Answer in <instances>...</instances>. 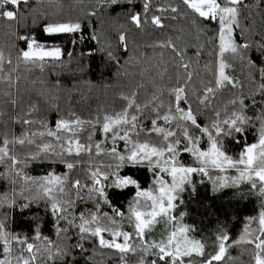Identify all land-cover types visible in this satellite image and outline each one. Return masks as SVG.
Returning <instances> with one entry per match:
<instances>
[{
  "label": "trees",
  "instance_id": "obj_1",
  "mask_svg": "<svg viewBox=\"0 0 264 264\" xmlns=\"http://www.w3.org/2000/svg\"><path fill=\"white\" fill-rule=\"evenodd\" d=\"M144 2L145 0H134V3L129 5L126 0H121L118 4L107 3L106 0H28L27 4L19 5L16 19L9 21L0 17V53H3L4 57L3 63L0 64V140L7 138L11 141L25 131L28 132L30 139L35 140L33 144L17 143L14 146L10 144V152L14 148L16 156L23 159L35 152L38 145L56 144L53 137L46 135L32 137L31 134L46 131L43 123L55 130L56 122L61 118L69 119L70 113H74L83 121H88L95 120L97 115L102 117L104 114L119 112L126 106V101L122 99L125 95L132 97L135 93L136 102L144 105L151 101L155 93L167 105L172 99L169 91L178 83L179 86L186 88L187 99L199 121L205 126L215 119L217 111L226 118L231 110H235V106L230 105L229 101L237 98H246L248 116L254 118L258 114L262 107L259 103L262 97L259 95L255 97L258 103L253 108L249 94L264 81H261L259 73L250 70L245 62L238 58L232 59L230 56L227 57V62L231 67L225 71L239 81L238 86L218 89L211 95L207 106L199 103L198 98H203L206 87H214V80L218 75L216 54L218 41L212 42V37L218 30L216 21L209 22L197 18L194 24L192 14L185 16L187 10L183 9L180 0H152L151 12L145 14ZM170 5L182 9L175 19L171 18L175 14L170 11H157V8H168ZM8 7L12 8L11 5ZM93 12L95 15H91ZM130 12L140 13L149 22L137 28L130 20ZM152 15H161L164 27L151 24ZM77 19L82 21L86 28L78 34L83 37L81 43L71 45L69 42L74 37L68 34L49 36L43 33V27L49 22ZM239 21L241 27L236 28L233 33L237 43L255 45L264 41V0H244ZM122 34L126 37L124 45L119 40ZM22 35L34 36L40 42L62 47L63 63L49 61L42 71L37 66L18 60L19 52L26 49L25 42L18 39ZM168 41L175 46V52L170 47L159 46ZM102 48H109L115 59L110 60L106 52L101 51ZM68 52H72L73 55L69 57ZM247 56L253 60L257 68L264 66V56H261L254 46L248 50ZM185 63L189 64L187 71L192 73L191 80L187 79V74L181 67ZM24 118L35 123L24 125L20 122ZM159 123L163 125V121ZM144 126L150 127V121L144 120ZM99 127L98 125L93 142H103L102 147L107 149L111 146V141L109 139L104 142ZM175 130L179 132V129ZM258 130L259 124L253 119V123L247 126L242 137L237 135L235 141L230 139L226 141L229 154L237 156L246 144L256 143ZM88 131L90 129L85 127V131L80 133L82 142L86 140ZM139 139L141 141L150 139L157 144L161 141L155 134L147 137L141 133ZM119 144L123 146V142ZM2 146L0 143V147ZM200 146L207 149L206 137ZM180 160L187 166H194L196 163L188 153H182ZM79 161L71 172L64 164L48 160L31 162L25 168L27 174L35 178L43 177L49 172H55L57 175L67 173L68 196L65 198L75 201L74 212L77 216L87 209L94 210L95 201L78 199L75 195L76 189L70 185L79 179L81 184L90 186V163L111 162L109 156L103 153L99 156L87 153L82 155ZM9 168L10 162L0 164V173H9ZM209 173V176L193 174V183L186 185L184 191L179 194V199L174 201L177 207L172 213L178 216L181 212L185 213L182 222L192 229L189 233L191 237L205 243L206 255L217 249L218 241L215 239L217 236L227 234L230 237L225 258L214 264H254V244L236 245L235 241L243 234L246 225H250L257 234L258 217L264 207V196H261L257 189H252L248 182L223 188L213 183L217 176H237L236 169H228L221 173L210 168ZM121 174L136 178L142 190L153 187L154 175L146 165L125 167ZM135 192L133 186L126 189H108L112 207L101 204V212L108 213L109 216L114 215L113 208L125 214L122 221L116 217L124 231L134 232L133 224H130L127 218L130 214L129 204L135 199ZM19 193L20 184L13 185L10 179H0V200L15 198L18 204H22L24 200ZM34 194V191L24 193L25 196ZM44 208L43 202L39 205L34 204L23 212L14 207L10 215L11 230L32 237L36 225L33 217L39 216L42 234L55 243H62L70 250L71 255L64 257L63 260H48L47 253L43 255L37 253L38 259L33 264H121L115 250L100 247L97 238L81 241L84 244L83 249L74 247L79 240L76 228H69L66 239L57 236L54 218L47 214ZM104 235L106 239H110L107 233ZM146 239L149 240L147 237ZM133 242H136L135 238ZM19 248L20 245H14L9 257L11 264H16L15 257L19 255L17 251ZM24 255L27 257L29 254L25 252ZM140 256L139 251L129 254L126 257L128 264H139ZM4 258L0 245V259ZM144 259L145 264H150L151 260L158 257L146 255ZM158 264L166 262L159 261Z\"/></svg>",
  "mask_w": 264,
  "mask_h": 264
},
{
  "label": "snow or ice",
  "instance_id": "obj_2",
  "mask_svg": "<svg viewBox=\"0 0 264 264\" xmlns=\"http://www.w3.org/2000/svg\"><path fill=\"white\" fill-rule=\"evenodd\" d=\"M27 2L28 0H0V17L7 18L9 21L16 19L19 5L27 4ZM106 2L118 4L121 0H106ZM126 2L131 5L134 0H126ZM180 3L183 9L187 10L185 16L189 13L193 15L194 24L197 18L209 22L216 21L218 24L216 35L212 37L213 43L218 41L216 53L218 75L214 80V87H206L203 98H198L201 105L207 106L211 95L218 89L238 86L239 81H236L230 74H226L225 71L231 67V64L227 62L229 56L245 62L249 69L257 71L261 81H264V67L257 68L253 60L247 56L248 50L253 46L261 56H264V41L255 45L237 43L233 34L236 28L241 27L239 17L244 0H180ZM9 5L12 6L11 9ZM151 9L152 0H145L144 13L151 12ZM181 10L171 5L168 8H157L158 12L174 13L172 19L179 16ZM91 15H95V12ZM130 20L137 28L149 22L136 12H130ZM162 20L161 15H152L150 23L162 28L164 27ZM85 30V26L79 19L66 22L53 21L43 27L45 35L68 34L73 36L74 38L69 42L71 45L83 42V37L78 34ZM92 38L96 39V37ZM18 39L26 44V49L21 50L17 56V59L23 63L37 66L42 71L49 61L63 63L64 50L59 45L40 42L34 36L22 35ZM119 40L124 45L125 35H120ZM159 46L170 47L174 52L176 51L171 41ZM101 51H105L110 60L115 59L109 48H102ZM67 55L71 57L73 53L68 52ZM180 55L182 58V53ZM3 61V53H0V64ZM181 67L185 70L187 79L191 80L192 73L187 71L189 64H182ZM249 95L253 108L258 103L255 97L257 95L262 97L259 101L262 107L254 118L246 113L248 108L245 103L246 98H237L229 101L230 105L235 106V110H231L226 118L217 111L215 119L205 126L199 121L195 110L191 107L187 99L186 88L179 86L178 83L176 87L170 89L169 96L172 99L167 105L155 93L148 104L141 105L136 102L135 93H133L132 97L126 95L122 97L126 101V106L119 112L104 114L102 117L97 115L95 120L88 121H83L74 113H70L69 119L61 118L56 122L55 130L43 123L46 131L33 132L32 137H44L45 135L53 137L56 144L38 145L35 152L23 159L16 156L14 148L10 152L9 145L35 143L34 139L29 138L27 131L11 141L7 138L0 140L3 144L0 147V164L10 162L9 173H0V179H10L13 185L20 184L19 195L24 200L22 204H18L15 198L0 200V209H7V211H0V245H2L5 257L0 259V264H11L9 257L14 250V245H20L17 250L19 255L15 257L16 264H33L38 259L37 253L41 255L47 253L48 260H63L64 257L71 255L70 250L62 243H55L42 234L39 216L33 217L36 225L32 237L27 234H17L11 230L10 215L14 207H18L23 212L41 202L45 204L44 211L54 218L53 223L57 236L66 239L69 228H76L79 240L74 247L83 249L84 244L81 241L97 238L100 247L115 250L121 264H128L126 257L138 251L141 253L139 264H145L146 255L158 257L156 260H151L150 264H158L159 261H165L166 264L167 262L170 264L221 262L225 258L230 237L227 234L217 236L215 238L218 241L217 249L206 255L205 243L189 235L192 231L189 225H173L177 217L171 215V212L177 207L174 201L179 199V194L184 191L185 186L193 183V174L209 176L210 168L221 173L228 169H236L238 172V175L233 177L217 176L213 183L219 188L235 187L242 182H248L252 189H257L259 194L264 196V82L259 83L255 91L250 92ZM130 109L133 111L130 112ZM253 119L259 124L258 141L246 144L237 156L229 154L226 141L229 139L235 141L237 135L242 137L247 126L253 123ZM144 120H149L151 126L145 127ZM160 121H163V125L159 123ZM20 122L24 125L35 123L27 118ZM98 125L104 136V142L109 139L111 141V146L107 149L102 147L103 142H93ZM85 127L90 131H88L86 140L82 142L80 133L85 131ZM175 129H179V132ZM61 133L65 135L62 136ZM141 133L147 137L155 134L161 138V141L158 144L151 142L150 139L141 141L139 139ZM205 137L208 147L202 149L200 145ZM119 142H123L122 147ZM87 153H93L96 156L103 153L109 156L111 162L90 163V186L81 184L79 179L70 185L71 188L76 189L75 195L78 199L95 201L94 210L87 209L80 212L78 216L74 212L75 201L65 198L68 196L69 176L67 173L57 175L55 172H49L43 177L35 178L25 171L31 162L48 160L64 164L71 172L80 162L79 158ZM182 153L190 154L196 162L195 165L183 164L180 160ZM69 157L76 159H69ZM145 165L154 175L153 187L146 190L141 189L136 178L121 174V170L125 167ZM166 177L171 178L170 182ZM129 186L136 189L135 199L129 204L130 214L127 218L128 222L133 224L134 232L122 230L116 217L122 221L125 214L119 209H112L113 216L101 212V204L112 207L108 189H126ZM33 191L34 195H24L25 192ZM154 192H158V195ZM141 207L147 211H141ZM184 216L185 213H179V220L182 221ZM258 223L259 228L256 230L258 234L250 225H246L243 234L235 241V244H254V264H264V207L259 212ZM157 224H163L167 234L161 233L159 240H147L146 235L152 233ZM168 225H173L171 231H167ZM105 233L110 239L105 238ZM37 241L40 243L37 244ZM41 245H43V251H41ZM25 252L29 254L27 257L24 255ZM193 257L203 259L197 261Z\"/></svg>",
  "mask_w": 264,
  "mask_h": 264
},
{
  "label": "rangeland",
  "instance_id": "obj_3",
  "mask_svg": "<svg viewBox=\"0 0 264 264\" xmlns=\"http://www.w3.org/2000/svg\"><path fill=\"white\" fill-rule=\"evenodd\" d=\"M264 67V66H263ZM168 180L170 182L171 178L168 177ZM158 187V186H157ZM155 195H158V192H154ZM141 211H147V209L141 207L140 208ZM171 215L177 217V219L175 221H173V225H177L179 226L180 224H183L182 221L179 220V216L178 215H175L171 212ZM259 224V223H258ZM173 225H168L167 226V231H171L172 230V227ZM161 233H164L165 235L167 234V232L165 231V226L163 224H157L153 230L152 233H148L146 235V237L149 239V241L153 240V239H156V240H159L161 238ZM258 234V232H257ZM193 238V237H192ZM196 239V238H195ZM197 259L198 261L201 260V257H193V259ZM187 259V258H186Z\"/></svg>",
  "mask_w": 264,
  "mask_h": 264
}]
</instances>
